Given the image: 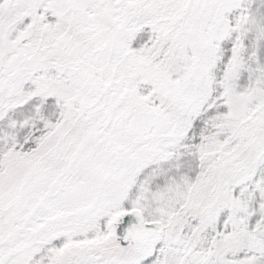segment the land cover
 <instances>
[{
	"label": "snow or ice",
	"instance_id": "6c2138e0",
	"mask_svg": "<svg viewBox=\"0 0 264 264\" xmlns=\"http://www.w3.org/2000/svg\"><path fill=\"white\" fill-rule=\"evenodd\" d=\"M0 264H264V0H0Z\"/></svg>",
	"mask_w": 264,
	"mask_h": 264
}]
</instances>
